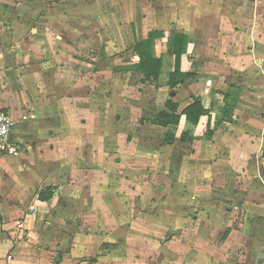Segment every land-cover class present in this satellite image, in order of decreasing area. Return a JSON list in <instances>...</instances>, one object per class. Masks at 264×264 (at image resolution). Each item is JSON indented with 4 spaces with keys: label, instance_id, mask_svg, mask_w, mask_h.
I'll use <instances>...</instances> for the list:
<instances>
[{
    "label": "crops",
    "instance_id": "0c3cea01",
    "mask_svg": "<svg viewBox=\"0 0 264 264\" xmlns=\"http://www.w3.org/2000/svg\"><path fill=\"white\" fill-rule=\"evenodd\" d=\"M7 11L0 111L16 120L12 137L22 151L0 153V264H106L126 259L133 246L140 264L148 252L165 259L154 264H176L182 254L154 249L166 233L144 232L147 214L137 210L147 207L145 191L159 194L148 207L160 210L161 193L176 189L174 196L186 190L189 200H201L194 223L205 240L189 244L185 258L193 252L198 264H264V173L256 165L264 164V0H68L35 24ZM149 33L162 61L157 80L136 68L134 46ZM174 46L182 49L179 72L189 76L171 88ZM193 97L209 113L192 141H179L184 115L174 126L140 122L169 99L181 110ZM166 132L173 143L164 142ZM47 188L51 198L39 199ZM227 203L245 217H225ZM171 204L165 222L193 223L190 204L178 197ZM209 224L220 233L205 234ZM117 229L120 249L99 252L101 243L117 241Z\"/></svg>",
    "mask_w": 264,
    "mask_h": 264
},
{
    "label": "rangeland",
    "instance_id": "374dc122",
    "mask_svg": "<svg viewBox=\"0 0 264 264\" xmlns=\"http://www.w3.org/2000/svg\"><path fill=\"white\" fill-rule=\"evenodd\" d=\"M68 3V0H0V25H3L5 24V20L9 21L8 18L5 17V12H8L7 11V8L9 6H11V8H14L15 10V13H21L22 12V16L19 17V19H22L23 20V23H30V24H35L34 22V18L36 20H38L39 18L41 19L43 16H46V14H51L52 13V16L54 17V15L56 14V9L59 8V11L61 10H64L66 9V5ZM56 4H59L58 6ZM45 20V19H44ZM43 20V21H44ZM257 168L261 170V172L264 173V164H259L257 163ZM257 179V177H256ZM145 181L147 182H152V177H149L147 179H145ZM164 181V178H160V185L163 184ZM249 183V182H248ZM241 184H244L243 181ZM147 187H150V185H146L144 189H146ZM178 189H176L177 191ZM175 191V192H176ZM174 192V193H175ZM174 193L173 195L171 196H167V195H160V210H157V209H152L150 207H148V205H150L151 207L154 206V204L157 203L156 200L158 196L156 195L155 197L153 198H150V193L146 194V191L144 193V199H143V202L145 203V205H147V207L145 206L144 210L142 209H139V207H137V210L138 211H144L145 214V221H144V226H143V231L144 232H147V228H151V229H157V230H160L162 232H165V236H164V240H155L153 243H154V249L156 248L159 252H164L166 254L167 252V249L169 250H172V251H175L177 254H182L181 256H177L175 257V263L176 264H186V261L187 259H192V263L193 264H198V257H196L193 252H192V257H187L185 258V256H183V250L184 249H188V245L190 244V247H195V243L197 244V247L199 248V243L203 244L204 240L202 238V235L199 237V229L198 231L195 230V228L197 227L195 225V220H196V215L194 214H197L198 213V210L194 209V208H197V202L196 201H201L200 198L199 200H189V196H193L192 194H188L186 192V190H183L181 192H177V196L175 195L174 196ZM209 196V195H208ZM177 197L180 199L181 201V204H183L184 208L186 205L190 204L191 207L193 208L190 209L188 212H189V220L193 223H191V225H188L187 223H185L182 219H178L177 222H176V225H175V228L173 225H171L170 223H167L165 222L164 220L168 218V216L166 215L167 212L169 211L168 207H170V204L173 202H176V199ZM213 198V197H212ZM139 197L136 198V201H139ZM154 199V200H152ZM210 199V198H208ZM165 203H164V202ZM153 202H156L153 204ZM163 202V203H161ZM260 202V201H259ZM180 203H178L179 205ZM229 206H230V209H229V212L228 213H224L223 215L225 217H228L229 220H232L233 219V216L234 217H237V216H240L241 219L245 217V210L242 209L241 207L238 209V208H234L235 210V214L233 215V213L231 214V211H232V204L231 203H227ZM139 206V205H138ZM144 206V205H142ZM172 206V204H171ZM134 210H129V212L131 214H137L134 215V218H141L143 215L139 214V212ZM183 209H177L176 212H177V215L179 212L182 213ZM159 212L161 213V215L159 216ZM215 212V211H214ZM216 214V212L214 213ZM220 214V212H219ZM151 215H156V216H159V219L157 222H155L154 224H151L150 223V218H151ZM259 214H254V216H258ZM253 216V214L251 215V217ZM132 217V216H131ZM147 218V219H146ZM237 222V220H236ZM134 228L135 226H128L126 229H129V228ZM171 227H173V236H174V241L170 242V246L167 248V234L168 232H171ZM189 227V228H188ZM217 225L213 224H209L208 225V228L206 229L205 231V234L209 235L210 233L213 234V235H216V234H219L220 233V230L219 227H218V230H217ZM238 228H240L238 225H237ZM139 228V227H138ZM188 228V229H187ZM257 228V227H256ZM118 230L115 231V235H113V237L116 238L117 241H113L111 243H107V246L104 244V243H101L100 247H99V252H103L106 248H108L109 246L108 245H117L118 246V250L120 249V244L123 242L122 238L119 237L120 239H118V236L120 235L118 233ZM151 232V230L149 231ZM171 235V233L169 234ZM198 237L200 238L201 242H199L198 240ZM162 238V237H161ZM214 239H216L215 237H213ZM184 239V241H183ZM209 244L213 245L215 243L214 240L212 241H208ZM159 244H161L162 246L160 247ZM164 244V245H163ZM134 247L133 246V249H129L130 254L129 256L125 259V258H121V257H117V258H113V259H107V262L106 264L108 263H111V264H140L142 261L140 260L141 257H136L134 256ZM121 248H123L121 246ZM163 250V251H162ZM144 256H143V264H154L156 263V260H158V262H160L161 260L165 261L164 258L161 259V257H156L153 256L152 253L148 252V253H143ZM156 254V253H155ZM99 256V255H98ZM149 261H151V263H149ZM167 262V261H166ZM101 264H103V262L101 261Z\"/></svg>",
    "mask_w": 264,
    "mask_h": 264
},
{
    "label": "trees",
    "instance_id": "16d2710c",
    "mask_svg": "<svg viewBox=\"0 0 264 264\" xmlns=\"http://www.w3.org/2000/svg\"><path fill=\"white\" fill-rule=\"evenodd\" d=\"M154 33H149L148 39L137 42L134 46V51L139 57V63L136 68L143 73L144 77L152 80H157L159 71L161 69L162 61L160 58H156L153 55L152 38ZM176 43V40L174 41ZM182 49L178 50L175 46L173 53L176 55L175 68L169 73V86L172 88L178 83L184 82L189 76L188 73L179 72V60ZM226 97V96H225ZM209 109L205 107L200 97H193L191 101L179 110V105L172 100H167L163 109H154L148 117L141 118L140 122L149 121L153 124L167 127L169 125H178L181 115L185 117V125L180 134L179 141L187 142L194 139V131L197 127L199 118L203 115H207ZM174 134L172 132H166L164 137L165 143H173ZM264 156V150L262 152ZM52 196V191L47 188L44 192L39 194V199L47 200Z\"/></svg>",
    "mask_w": 264,
    "mask_h": 264
},
{
    "label": "built area",
    "instance_id": "2783aa9c",
    "mask_svg": "<svg viewBox=\"0 0 264 264\" xmlns=\"http://www.w3.org/2000/svg\"><path fill=\"white\" fill-rule=\"evenodd\" d=\"M27 115H22L21 119H27ZM16 120L7 112L0 111V153L18 156L22 151V146L13 137V129Z\"/></svg>",
    "mask_w": 264,
    "mask_h": 264
}]
</instances>
